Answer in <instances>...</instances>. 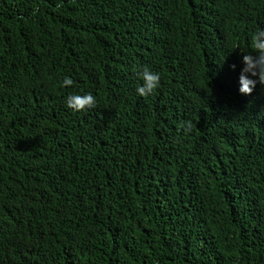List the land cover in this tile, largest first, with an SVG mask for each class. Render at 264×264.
<instances>
[{
    "label": "trees",
    "instance_id": "16d2710c",
    "mask_svg": "<svg viewBox=\"0 0 264 264\" xmlns=\"http://www.w3.org/2000/svg\"><path fill=\"white\" fill-rule=\"evenodd\" d=\"M258 27L264 0H0V264H264Z\"/></svg>",
    "mask_w": 264,
    "mask_h": 264
},
{
    "label": "clouds",
    "instance_id": "9594fccd",
    "mask_svg": "<svg viewBox=\"0 0 264 264\" xmlns=\"http://www.w3.org/2000/svg\"><path fill=\"white\" fill-rule=\"evenodd\" d=\"M249 43L252 49L255 50V55L244 53L241 56L242 67L238 74V92L242 95H249L253 89L259 84L264 87V28L258 27L250 34ZM235 68V65H232ZM137 78L141 83L135 88V92L140 97L152 95L155 90L160 87V74L150 70L149 67H142L137 73ZM62 88H71L74 84L70 76L65 75L62 79ZM96 97L91 92L83 94L69 93L65 97V105L73 111H84L92 109L96 106ZM184 130H190V122H182L179 125Z\"/></svg>",
    "mask_w": 264,
    "mask_h": 264
}]
</instances>
